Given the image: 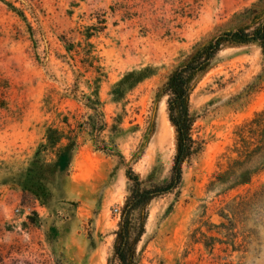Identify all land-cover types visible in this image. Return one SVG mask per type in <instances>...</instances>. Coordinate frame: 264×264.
<instances>
[{
	"label": "rangeland",
	"instance_id": "rangeland-1",
	"mask_svg": "<svg viewBox=\"0 0 264 264\" xmlns=\"http://www.w3.org/2000/svg\"><path fill=\"white\" fill-rule=\"evenodd\" d=\"M263 22L264 0H0V264H120L130 176L152 188L172 175L171 75ZM262 109V46L225 45L192 81L181 183L131 214V264H264V171L236 184L256 163L238 134ZM49 128L78 147L59 171L67 149L47 144L38 191L23 173Z\"/></svg>",
	"mask_w": 264,
	"mask_h": 264
},
{
	"label": "trees",
	"instance_id": "trees-1",
	"mask_svg": "<svg viewBox=\"0 0 264 264\" xmlns=\"http://www.w3.org/2000/svg\"><path fill=\"white\" fill-rule=\"evenodd\" d=\"M12 8L17 10L13 5ZM21 15L23 13L21 12ZM252 42H258L264 50V22L252 30L247 28H238L236 30L224 31L210 42H208L203 48L197 51L190 60L182 67L178 68L170 77L166 84L165 91L169 95L168 109L169 117L173 125L176 127L177 132V151L174 159L172 175L168 183L155 186L152 188H142L140 181L136 177H131L135 181L134 187L127 200L124 209V218L120 223V228L117 232L115 254L119 259L120 264H131L134 258L136 245L142 235L141 232L137 236L132 235L131 214L148 204L152 199L172 191L182 181L183 175V163L194 152V141L192 138V117L189 111V96L192 89V81L194 77L206 70L215 56L222 50L227 44H248ZM68 50H72L68 46ZM99 68V67H97ZM99 77H97L98 79ZM91 102H95L98 106L101 101L98 97L93 99L89 97ZM92 103L89 107L95 111H99L97 105ZM102 115V114H101ZM106 123H104V126ZM240 133L238 134L241 145L245 150V156L256 158V163L253 168L246 171L242 178H240L236 184H244L249 182L255 175L264 171V109L257 112L255 117L242 126ZM104 127H101L102 132ZM64 136H59L58 139H54L52 129H48V143H42L36 150L34 159L31 161L30 166L23 173L25 180L28 183L36 180L38 185H31L38 191L46 190L44 183V164L41 163L42 151L48 145H59L60 151L67 149L65 152L59 153L58 168L59 171H65L70 167L72 154L78 147L76 139L69 138L67 143H64ZM48 144V145H47ZM69 148V149H68ZM62 149V150H61ZM71 150V151H70ZM42 171H38L36 168ZM36 176L34 177V174ZM40 173V177L37 175ZM264 189V183L262 185Z\"/></svg>",
	"mask_w": 264,
	"mask_h": 264
},
{
	"label": "built area",
	"instance_id": "built-area-1",
	"mask_svg": "<svg viewBox=\"0 0 264 264\" xmlns=\"http://www.w3.org/2000/svg\"><path fill=\"white\" fill-rule=\"evenodd\" d=\"M116 210H118V211H119V208H116Z\"/></svg>",
	"mask_w": 264,
	"mask_h": 264
}]
</instances>
